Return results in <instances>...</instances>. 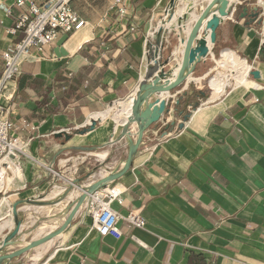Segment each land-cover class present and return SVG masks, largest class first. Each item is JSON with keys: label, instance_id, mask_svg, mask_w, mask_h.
<instances>
[{"label": "crops", "instance_id": "crops-1", "mask_svg": "<svg viewBox=\"0 0 264 264\" xmlns=\"http://www.w3.org/2000/svg\"><path fill=\"white\" fill-rule=\"evenodd\" d=\"M170 1L69 0L85 25L68 36L64 54L52 45L21 63L9 135L25 153L14 159L20 179L0 174V243L15 229L13 212L71 185L72 195L52 212L66 206L68 214L83 188L122 169L129 145L121 127L149 58L158 53L174 73L179 39L194 23L180 25L179 16L192 4L198 16L208 2L176 0L167 15ZM230 3L207 55L179 86L149 97L168 99L167 110L144 130L129 169L101 188L122 193L123 203L112 204L122 215L141 208L145 226L121 220L119 239L101 236L79 208L60 234L0 264H25L30 252L33 264H264V61L257 59L264 0ZM20 10L26 7L0 9V51L22 38L6 31ZM50 165L60 178L51 177ZM64 219L49 222L60 220L59 227ZM33 239L0 244V255Z\"/></svg>", "mask_w": 264, "mask_h": 264}, {"label": "built area", "instance_id": "built-area-1", "mask_svg": "<svg viewBox=\"0 0 264 264\" xmlns=\"http://www.w3.org/2000/svg\"><path fill=\"white\" fill-rule=\"evenodd\" d=\"M115 2L121 3V0ZM12 7H26V10H20L14 26L6 29L12 35L20 32L22 38L11 49L0 51V159L4 156L16 159L21 153H25L21 142L9 135L10 101L14 92L13 85L21 73V63L35 53H44L46 47L56 45L62 36H69L85 25V21L71 7L69 0H48L43 4H37L33 0H0V9L5 12L10 13ZM120 13H124L123 7H120ZM159 59L158 53L154 54L149 58L147 67L159 63ZM163 66L160 65V68ZM36 162L42 165L40 161ZM16 164L19 166L18 162ZM47 168L52 178H60V173L52 165ZM121 194L119 190L99 188L84 199L80 208L91 219V226L99 235L119 239L122 235L119 227L121 220L127 221L133 227L145 226L141 208L132 209L122 215L112 207L114 201L123 203Z\"/></svg>", "mask_w": 264, "mask_h": 264}, {"label": "water", "instance_id": "water-1", "mask_svg": "<svg viewBox=\"0 0 264 264\" xmlns=\"http://www.w3.org/2000/svg\"><path fill=\"white\" fill-rule=\"evenodd\" d=\"M175 3L176 0L170 1L168 8L166 9L167 15L173 14ZM230 4V0H208L206 6L201 9L198 16H196L192 11L193 4L190 5L187 10L179 16L180 25H182L183 22H186L187 19L194 20V23L188 30L186 37H180L179 39L180 43L183 45V50L181 61L176 66V68L178 67L177 72L172 73V71H165L164 68H160V63L149 65L148 67H146L144 76L140 79L137 91L128 100L129 111L124 118L121 127L120 138L129 145V152L122 169H120L116 173L100 177L87 187L83 188L77 201L65 217L63 223L58 227V229L31 240L26 246L16 251L1 254L0 263L4 259L19 256L27 252L28 250L46 242L57 234H60L72 221L74 215L79 210L88 194L104 187L107 182L119 178L129 169L132 161V156L136 152L142 141L144 130H146L153 122L157 121L160 118L161 114H163L167 110L168 99H166L165 97H157L153 100H149V97L154 93L159 92V94H162V92L171 91L175 87L179 86L191 72L193 63L207 55L209 51L208 44L214 43L216 29L220 21L224 16H228L232 10ZM255 14L256 13H254V15ZM161 26L162 25H160L158 29H160ZM201 28H203V34L198 35ZM184 30H186V27H184ZM67 38L68 35H64L57 41L54 50L55 53L64 54L62 45L67 40ZM257 59L260 61H264V42L259 49ZM251 75L257 78L259 77V72L257 70H253L251 71ZM94 125V121H91L90 126L94 127ZM13 218L14 220L17 218L16 212H13ZM18 227L19 222L16 219L15 229L7 237H5L0 244L7 245L8 242H11L18 231Z\"/></svg>", "mask_w": 264, "mask_h": 264}, {"label": "rangeland", "instance_id": "rangeland-1", "mask_svg": "<svg viewBox=\"0 0 264 264\" xmlns=\"http://www.w3.org/2000/svg\"><path fill=\"white\" fill-rule=\"evenodd\" d=\"M71 190V185H69V188L61 192L55 201H51L54 198H50L52 194H49L46 201L31 202L30 205L22 208L17 215V220L19 222L18 231L11 242L23 240L25 237H27V240L30 238H37L38 236H43L48 232L58 229L60 220L55 227H52L48 215L50 212L56 211L63 205ZM44 223H47L48 225L43 226ZM37 231L39 234L34 235ZM32 256L33 252H30V258L25 261V264H33ZM37 264H39V261Z\"/></svg>", "mask_w": 264, "mask_h": 264}, {"label": "bare ground", "instance_id": "bare-ground-1", "mask_svg": "<svg viewBox=\"0 0 264 264\" xmlns=\"http://www.w3.org/2000/svg\"><path fill=\"white\" fill-rule=\"evenodd\" d=\"M178 70V67L176 68V71L174 73H176ZM129 103V102H128ZM129 107V104L127 105ZM23 148V146H21ZM4 162L5 165H2V163ZM1 173H8V179H15V178H18L20 179V176H21V173H22V170L20 168V166H18L17 164H14V159L12 156H4L3 158L0 159V174ZM3 178V175H1ZM63 191V189L56 195H54L53 197H57L61 194V192ZM117 191V190H116ZM56 191H54L55 193ZM72 192L73 190H71V192L68 194L67 198L70 197L72 195ZM53 193V194H54ZM74 195L76 194V192L73 193ZM78 196V195H77ZM51 197V198H53ZM4 203V202H3ZM3 203L0 205V208L3 207ZM49 209V208H48ZM1 211V210H0ZM53 212V211H52ZM50 212L48 215V218L52 219V218H58V217H61V218H65V216L67 215V212H66V206H64L62 209H60L59 211H57L56 213H52ZM4 213V212H3ZM2 214V213H1ZM6 223V222H5ZM7 223H10V225L13 224V222L10 220V222H7ZM4 224V223H3ZM2 224V225H3ZM8 225V224H7ZM1 227V226H0ZM41 229V228H40ZM58 235V234H57ZM55 237V236H54ZM53 238V237H52ZM50 238V239H52ZM49 239V240H50ZM47 240V241H49ZM39 246V245H38ZM36 246V247H38ZM34 247V248H36ZM33 248V249H34Z\"/></svg>", "mask_w": 264, "mask_h": 264}]
</instances>
